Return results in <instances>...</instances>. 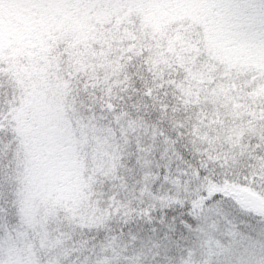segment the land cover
I'll return each mask as SVG.
<instances>
[{"label":"snow or ice","instance_id":"obj_1","mask_svg":"<svg viewBox=\"0 0 264 264\" xmlns=\"http://www.w3.org/2000/svg\"><path fill=\"white\" fill-rule=\"evenodd\" d=\"M0 264H264V0H0Z\"/></svg>","mask_w":264,"mask_h":264}]
</instances>
